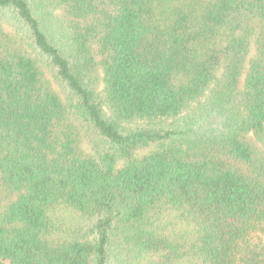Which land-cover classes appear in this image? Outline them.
I'll return each mask as SVG.
<instances>
[{
    "label": "trees",
    "instance_id": "1",
    "mask_svg": "<svg viewBox=\"0 0 264 264\" xmlns=\"http://www.w3.org/2000/svg\"><path fill=\"white\" fill-rule=\"evenodd\" d=\"M5 259L264 264V0H0Z\"/></svg>",
    "mask_w": 264,
    "mask_h": 264
},
{
    "label": "rangeland",
    "instance_id": "2",
    "mask_svg": "<svg viewBox=\"0 0 264 264\" xmlns=\"http://www.w3.org/2000/svg\"><path fill=\"white\" fill-rule=\"evenodd\" d=\"M96 76H97V83H98V91H100L101 90V87H102V85H101V82H100V78H101V71L100 70H97L96 71ZM135 124H137L136 122H131V124L130 125H135ZM1 264H11L8 260H1Z\"/></svg>",
    "mask_w": 264,
    "mask_h": 264
}]
</instances>
